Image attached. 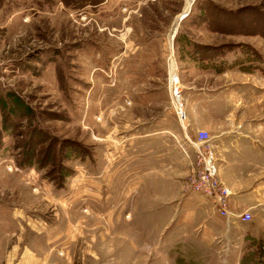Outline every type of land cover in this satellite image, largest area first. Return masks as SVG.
Masks as SVG:
<instances>
[{
    "label": "rangeland",
    "instance_id": "1",
    "mask_svg": "<svg viewBox=\"0 0 264 264\" xmlns=\"http://www.w3.org/2000/svg\"><path fill=\"white\" fill-rule=\"evenodd\" d=\"M211 1L264 13V0ZM200 3L0 0V264H259L241 259L249 240L228 260L162 243L165 217L144 211V181L130 177L135 125L163 108L185 126L171 77L183 114L197 91L202 108L246 107L253 92L264 107V37L213 30ZM251 51L259 68L234 63ZM219 53V69L201 61Z\"/></svg>",
    "mask_w": 264,
    "mask_h": 264
},
{
    "label": "crops",
    "instance_id": "2",
    "mask_svg": "<svg viewBox=\"0 0 264 264\" xmlns=\"http://www.w3.org/2000/svg\"><path fill=\"white\" fill-rule=\"evenodd\" d=\"M202 94L192 93L194 107L185 108V126L170 110L162 108L155 117L132 128L130 177L144 181V211H160L165 217L158 227L162 243L185 244L187 252L195 253L197 259L210 254L206 256L228 260L239 254L246 237L264 232V107L253 92L247 93L246 107L220 109L213 106L212 98H205L208 107L202 108ZM201 113L208 115L207 122L196 118ZM200 128L212 138L218 179L230 191L225 218L218 216L209 197L182 193V179L191 171L194 160L193 147L187 140ZM136 201L135 197L131 204L134 209H138ZM243 212L249 213V220L239 218ZM41 228L39 234L45 231ZM152 228L148 227L150 244Z\"/></svg>",
    "mask_w": 264,
    "mask_h": 264
},
{
    "label": "trees",
    "instance_id": "3",
    "mask_svg": "<svg viewBox=\"0 0 264 264\" xmlns=\"http://www.w3.org/2000/svg\"><path fill=\"white\" fill-rule=\"evenodd\" d=\"M200 2L201 5H198V8H200L202 15L198 13L195 17L199 21L206 22L213 30L226 33L258 34L264 37V13L258 11L257 8L249 6L232 10L222 7L211 0H200ZM221 56L220 53L218 55L213 54L211 57L201 61L207 67L219 69L225 64ZM234 63L244 69L259 68L261 59L255 51H251L243 53V56L236 59ZM251 239L252 237L245 238V241L247 240L248 242L249 240L251 249L246 250L241 255V259L250 257L256 263L262 264L264 262V234L255 240Z\"/></svg>",
    "mask_w": 264,
    "mask_h": 264
},
{
    "label": "built area",
    "instance_id": "4",
    "mask_svg": "<svg viewBox=\"0 0 264 264\" xmlns=\"http://www.w3.org/2000/svg\"><path fill=\"white\" fill-rule=\"evenodd\" d=\"M171 88V97L175 103V113L182 123L181 120L184 122L185 118L181 109L179 90L175 84H172ZM191 145L193 147L194 168L185 189L189 192L209 197L218 214L226 216L227 198L230 191L220 183L217 177L213 146L208 133L201 129L197 130L195 132V140L191 142ZM239 218L247 221L250 219V215L248 212H243L239 215Z\"/></svg>",
    "mask_w": 264,
    "mask_h": 264
},
{
    "label": "bare ground",
    "instance_id": "5",
    "mask_svg": "<svg viewBox=\"0 0 264 264\" xmlns=\"http://www.w3.org/2000/svg\"><path fill=\"white\" fill-rule=\"evenodd\" d=\"M186 6H187L186 8H188V3H187ZM173 80H174V79L171 77V82H172V84H176V82H175V81L173 82ZM171 86H172V85H171ZM175 86H176V85H175ZM175 100H176V99H175ZM181 121H182V123H183V120H181Z\"/></svg>",
    "mask_w": 264,
    "mask_h": 264
}]
</instances>
